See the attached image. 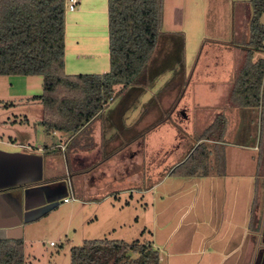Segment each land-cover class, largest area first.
Listing matches in <instances>:
<instances>
[{
    "label": "crops",
    "instance_id": "1",
    "mask_svg": "<svg viewBox=\"0 0 264 264\" xmlns=\"http://www.w3.org/2000/svg\"><path fill=\"white\" fill-rule=\"evenodd\" d=\"M228 1L222 0L229 7L225 32L212 34L210 43L216 47L199 57L194 67V108H173L175 98L159 97L169 89H150L147 81L125 88L70 134L45 132L40 124L42 106L31 100L33 96H25L19 104H0L9 113L2 123L19 126L13 135L6 130L5 142L0 132V239L23 240L28 223L73 198L82 210L90 207L112 219L122 207L136 203L146 217L149 214L153 228L148 235L163 232L164 247L181 236L180 254L196 255L199 264H264V177L258 175L264 156L259 151V140L264 142L260 129L264 78L260 105L234 104L230 94L245 61L251 11L249 0ZM76 4L64 16V72L106 73L107 0H77ZM216 28L221 30L219 25ZM217 47L224 48L218 51ZM259 58H264V52H253L251 60ZM161 61L153 62L150 77H159L153 72ZM145 93L149 100L142 99ZM154 94L159 96L155 99ZM28 109L36 110L34 119ZM183 109H193L187 133L175 122L177 113L186 119ZM218 118L224 121L221 132L211 129L204 136ZM199 144L205 145L204 159L200 163L198 157L193 173L187 169L172 173ZM41 187L59 201L45 213L40 211L48 203ZM26 189H30L27 194ZM66 197L69 200L64 202ZM255 238L262 242L253 248ZM192 239L198 248H191Z\"/></svg>",
    "mask_w": 264,
    "mask_h": 264
},
{
    "label": "trees",
    "instance_id": "2",
    "mask_svg": "<svg viewBox=\"0 0 264 264\" xmlns=\"http://www.w3.org/2000/svg\"><path fill=\"white\" fill-rule=\"evenodd\" d=\"M160 1L107 0L108 71L67 75L64 0H0V76H41L42 93L31 98L42 106L40 124L47 133H75L125 88L150 83L155 78L150 77V68L156 60L162 61L154 76L162 73L169 61L176 60L183 67L178 39L171 40L173 51L164 59L157 56L159 49L154 55L162 36ZM248 2L251 16L246 57L230 94L234 104L243 108L260 105L264 78V58L251 60L253 52H264V0ZM223 123L218 118L204 136L211 129L221 132ZM259 144L261 147V140ZM204 148L197 145L172 173L182 174L185 169L193 173L199 156L198 161L203 162ZM259 167L258 175L264 177V156ZM69 253L70 264H160L152 242L138 239H85ZM0 264H26L22 239H0Z\"/></svg>",
    "mask_w": 264,
    "mask_h": 264
},
{
    "label": "rangeland",
    "instance_id": "3",
    "mask_svg": "<svg viewBox=\"0 0 264 264\" xmlns=\"http://www.w3.org/2000/svg\"><path fill=\"white\" fill-rule=\"evenodd\" d=\"M231 1L233 0L228 2L231 4ZM160 6V32L162 36L158 40L154 55L159 49L160 52L157 56L162 55L164 59L165 55L173 51L171 40L178 39L182 44L181 59H183V67H180L179 62L177 63L176 60L169 61L168 66L163 69L159 77L154 78L152 83H149V88L155 90L165 87L169 89L167 94L162 93L160 96L154 94V97L156 99L158 95L163 99L175 98L173 103L176 102V104L172 105L173 108L180 109L183 108V105L194 108L192 94L197 87L194 78V67L199 57H206L216 47L210 43L213 38L212 34L225 32L224 23L228 21L227 12L229 7H224L225 4L222 0H161ZM249 11H251L250 6ZM69 13L70 10L65 8L64 16ZM216 25H219L220 31H217ZM105 27L104 43L107 45V23ZM223 48L217 47V50L220 51ZM41 93V76H0V104L10 101L19 104L21 101L25 102V96H38ZM148 96V93H145L142 99H148ZM20 110L21 108L16 111ZM27 112L31 119H34L37 114L34 109H28ZM182 112L186 116L185 122L179 113H177L175 122L180 123L187 133L190 129L189 121L191 120L192 123L193 109H183ZM8 114L0 107V132L5 134V137L2 138L4 142L7 139L6 130H9L13 135L19 129L18 124L10 127L2 123L5 120V115L7 117ZM7 125H11V122ZM260 129L264 131V113H261ZM259 151L264 154V142L261 143ZM141 211L139 205L132 203L129 207H122L119 212L117 211L115 218L112 219L107 217L106 212L105 215H100V213L97 214V210L93 211L90 207L82 210L79 202L74 198L69 203H60L58 207L49 211L41 219L28 223L25 227L23 237L25 262L26 264H70L69 251L72 246L80 245L85 239L107 238L121 239L128 242L135 239L152 241L153 244L158 246L160 264H199L196 255L180 254V251H182L180 248L184 245V238H181V236L170 239L168 245L164 247L163 232H157L152 237L148 235V230H151L153 226L149 221L148 211V217ZM94 215H97L96 219ZM143 228L146 230L141 234ZM195 240L192 239L190 246L196 249L198 247ZM259 240L262 242V238H259ZM259 240L254 239L253 248L257 247ZM50 243H53V246Z\"/></svg>",
    "mask_w": 264,
    "mask_h": 264
},
{
    "label": "water",
    "instance_id": "4",
    "mask_svg": "<svg viewBox=\"0 0 264 264\" xmlns=\"http://www.w3.org/2000/svg\"><path fill=\"white\" fill-rule=\"evenodd\" d=\"M29 191H30V189H26L25 190V194H27ZM39 191H41V193L44 194V196L47 197L46 202H48L47 205H45L44 207H41L42 209H40V211L42 213H45L49 209H51L54 206L58 205V202H59L58 201V197H54V196L53 197H50V196L48 197V192L50 193L48 188L44 189V188L41 187V190H39Z\"/></svg>",
    "mask_w": 264,
    "mask_h": 264
},
{
    "label": "built area",
    "instance_id": "5",
    "mask_svg": "<svg viewBox=\"0 0 264 264\" xmlns=\"http://www.w3.org/2000/svg\"><path fill=\"white\" fill-rule=\"evenodd\" d=\"M77 3V0H64V7L67 10L72 11L75 8V5ZM69 200V198H64L63 201L67 202ZM50 245H53V243H50Z\"/></svg>",
    "mask_w": 264,
    "mask_h": 264
}]
</instances>
